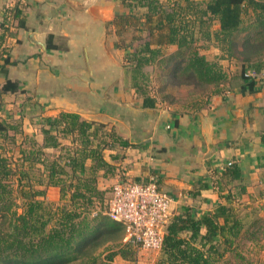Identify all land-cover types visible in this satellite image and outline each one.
I'll use <instances>...</instances> for the list:
<instances>
[{
    "label": "trees",
    "instance_id": "obj_1",
    "mask_svg": "<svg viewBox=\"0 0 264 264\" xmlns=\"http://www.w3.org/2000/svg\"><path fill=\"white\" fill-rule=\"evenodd\" d=\"M121 2L125 10L116 11L111 21L120 29L115 46L129 51L125 69L144 101L160 98L168 86L182 85L191 87V99H206L220 91L230 75L224 61L234 63L231 74L243 76L244 88H253L254 77L245 71L264 68V0ZM8 13L14 17L18 10ZM199 41L203 47L219 44L221 53L207 59ZM152 42L169 49L153 47ZM13 89L10 80L1 86L2 91ZM20 120L0 115V264H95L93 250L107 242L117 247L110 259H132L138 248L123 240V225L106 213L113 183L104 182L119 172L103 152L118 144L116 132L74 112L39 115L31 134L23 131ZM47 148L51 157L44 156ZM36 165L40 167L33 173ZM224 176L241 179L234 164L221 172L220 178ZM36 186L57 188L58 199H39L44 190ZM15 193L24 201L20 211ZM258 195L264 196V187ZM237 196L226 194L225 202L210 212L185 209L173 214L155 264H216L233 252L249 230L246 226L256 221H247L252 212L242 214Z\"/></svg>",
    "mask_w": 264,
    "mask_h": 264
},
{
    "label": "crops",
    "instance_id": "obj_2",
    "mask_svg": "<svg viewBox=\"0 0 264 264\" xmlns=\"http://www.w3.org/2000/svg\"><path fill=\"white\" fill-rule=\"evenodd\" d=\"M121 1L0 0V115L21 118L27 134L39 115L61 111L104 124L120 137L103 152L119 172L104 185L118 176L153 175L173 198V214L210 212L229 193L241 201L258 194L264 187V68L248 89L242 75L231 74L234 63L224 61L230 75L210 97L181 104L157 96L144 101L125 69L129 51L115 46L120 29L111 21L125 10ZM12 8L18 15H9ZM207 46L200 51L207 59L221 53L219 44ZM7 80L14 89L2 91ZM231 164L241 179L220 178ZM247 203L241 205L245 212Z\"/></svg>",
    "mask_w": 264,
    "mask_h": 264
},
{
    "label": "built area",
    "instance_id": "obj_3",
    "mask_svg": "<svg viewBox=\"0 0 264 264\" xmlns=\"http://www.w3.org/2000/svg\"><path fill=\"white\" fill-rule=\"evenodd\" d=\"M256 74L251 69L245 71L246 76ZM172 201L152 175L144 180L118 179L111 185L106 213L123 225L124 241L131 242L138 250H159L166 224L173 216Z\"/></svg>",
    "mask_w": 264,
    "mask_h": 264
},
{
    "label": "rangeland",
    "instance_id": "obj_4",
    "mask_svg": "<svg viewBox=\"0 0 264 264\" xmlns=\"http://www.w3.org/2000/svg\"><path fill=\"white\" fill-rule=\"evenodd\" d=\"M211 27H216V24L213 23ZM202 44L203 42L201 41L197 43L200 51L205 48H202ZM205 49H209V47L206 46ZM147 70H149V68H147ZM158 83L159 81H157V84ZM191 90L189 85L168 86L165 91L162 92L163 95H161L160 98L168 103L181 104L191 100ZM26 130L30 129L26 127ZM47 155L51 157V148L46 149L44 156L47 157ZM13 163L16 166L19 164L18 161H14ZM39 167V165L34 166L32 169L33 173H36ZM36 188L44 190V195L38 198L44 200L46 203H51V201H56L58 199L57 188H45L44 186H36ZM18 193H15V199L18 205V211H20L24 201ZM248 195L249 193L245 195L246 197L245 199L243 198V201L239 199L238 205L242 209V214H244L245 208L241 207V205H245L247 201V208L249 207L248 211L252 212L250 217L247 218V221L254 219L256 221L254 224L246 226L249 227V230L238 240L235 250L226 253L216 264H264V203L260 204L262 201L257 202L261 199L258 197L257 192L252 193V196ZM116 248L117 247L111 242L103 243L95 248L92 252V256L95 258V264H155L160 255L159 250H136V252L132 254V259H124L120 255H115L110 259L108 256L110 251ZM72 264H77V262H73Z\"/></svg>",
    "mask_w": 264,
    "mask_h": 264
}]
</instances>
